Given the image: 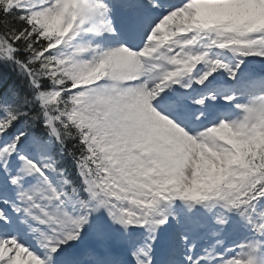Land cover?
Segmentation results:
<instances>
[{"label": "snow or ice", "instance_id": "obj_1", "mask_svg": "<svg viewBox=\"0 0 264 264\" xmlns=\"http://www.w3.org/2000/svg\"><path fill=\"white\" fill-rule=\"evenodd\" d=\"M0 264H264V0H0Z\"/></svg>", "mask_w": 264, "mask_h": 264}]
</instances>
